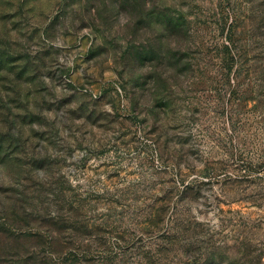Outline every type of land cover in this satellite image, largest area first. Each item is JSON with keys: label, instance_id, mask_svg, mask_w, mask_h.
<instances>
[{"label": "rangeland", "instance_id": "374dc122", "mask_svg": "<svg viewBox=\"0 0 264 264\" xmlns=\"http://www.w3.org/2000/svg\"><path fill=\"white\" fill-rule=\"evenodd\" d=\"M0 264H264V0H0Z\"/></svg>", "mask_w": 264, "mask_h": 264}]
</instances>
